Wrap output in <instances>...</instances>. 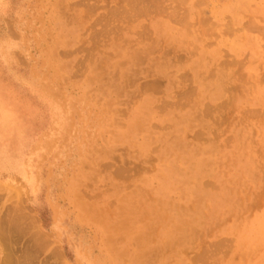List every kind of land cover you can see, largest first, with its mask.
<instances>
[{
	"label": "rangeland",
	"instance_id": "374dc122",
	"mask_svg": "<svg viewBox=\"0 0 264 264\" xmlns=\"http://www.w3.org/2000/svg\"><path fill=\"white\" fill-rule=\"evenodd\" d=\"M130 1L126 6L127 0H0V232L10 228L9 240L0 241V264L2 245L9 248L15 264L25 259L31 233L17 237L12 232L23 227L35 228L48 241L47 249L30 264H202L197 261L201 250L219 239L230 247L208 264H233L238 258L234 264H264V250H259L264 236L253 241L249 235L255 222L264 218V116H244L247 109L264 110L253 80L264 73V0ZM96 18L103 22L95 24ZM111 26L117 33L101 36L100 31ZM91 37L96 44L89 49ZM225 62L241 63L234 65L236 74L226 86L243 87L237 89L242 92L238 108H229L232 123L218 130L210 127L203 140L186 143L177 154L182 156L179 167L189 169L191 176L196 175L195 161L214 162L212 171L197 181L210 183L212 175H218V185L229 194L238 217L224 215L217 220L220 227L212 221L217 228L203 221L205 228H184L188 237L179 228L177 238L142 247L125 243L127 222L111 223L104 233L85 218L82 201L98 210L106 205L112 222L120 197L137 196L138 188H145L144 180L153 187L159 184V170L166 163L158 160L159 141L173 132L159 124L164 116L155 106L149 130L128 131L130 119L146 112L143 103L164 94L178 99L190 85L184 78L191 67L202 72L203 66L214 70ZM164 71L170 82L155 86ZM152 88L166 92L155 95ZM259 89H264V81ZM204 103L213 110L219 102ZM239 117L244 121L234 123ZM231 138L245 144L237 158L251 163L246 175L237 171L241 162L228 156L232 148L224 147ZM185 141H191L188 130ZM175 157L167 161L175 162ZM122 169L128 173L120 177ZM235 172H243L242 177L236 179ZM189 183L179 188L190 190ZM246 238L249 243L242 249L238 242ZM248 247L260 253L250 255ZM54 250L62 259L51 256Z\"/></svg>",
	"mask_w": 264,
	"mask_h": 264
},
{
	"label": "bare ground",
	"instance_id": "6f19581e",
	"mask_svg": "<svg viewBox=\"0 0 264 264\" xmlns=\"http://www.w3.org/2000/svg\"><path fill=\"white\" fill-rule=\"evenodd\" d=\"M119 1H122V0H119ZM124 1L125 0H123V2ZM134 1H136V0H133V2L132 1H130V2L134 3ZM141 1H143V0H141ZM130 2H129V4H130ZM147 2H148V0H147ZM127 3H128V0L125 4H127ZM148 3H150V1ZM136 4H137L136 6H138V3H136ZM126 6H129V5L127 4ZM131 7H132V5H131ZM131 7H129V8H131ZM123 8H122V10H121V8H119L121 10V12H123ZM127 9H128V7H127ZM112 10H110V11L112 12ZM115 10H117V9H115ZM125 11H127V10H125ZM133 11L134 10L130 11V13L137 12V11H134V12ZM155 11H157V10H155ZM107 12H109V11H107ZM145 13H146V11H145ZM126 14L128 15V13H126ZM142 14H143V12H142ZM119 15H116V16L118 17ZM123 15L121 17H124ZM127 15H125V17ZM102 16H103V14H102ZM102 16H101V18H102ZM125 17H124V19H125ZM127 17H126V19H127ZM97 18H96V20L100 19V17H99V19H97ZM107 19H111V18H107ZM96 20L94 22L95 24L103 22V21L100 22V20L97 22ZM104 20H106V19H104ZM102 25H104V24H102ZM106 26H107V24H106ZM248 29H250V28H248ZM253 29H254V26H253ZM253 29H250V30H253ZM256 29L257 28H255L254 31H256ZM114 30L115 29L113 26H111L109 29H105V30L103 29L102 31H100V32H102L101 36L106 37V36H109V33H115V32L117 33V31L116 30L114 31ZM257 30H259V29H257ZM97 33L99 34V31ZM92 35L94 37L98 36L95 33H93ZM94 37H91V39H90L92 45L90 47H88L89 49H91L96 44V42L93 41ZM88 45H90V44H88ZM233 61H235V60H233ZM237 63L238 62H225V63L221 64V66H218L219 68L217 67L214 70L209 69V67L203 66L202 69H205V70L202 72L199 70H194V68L191 67L192 69L190 68V74L188 75V78H184L185 81H186V79H188L187 82H190L189 83L190 85H188L187 90L185 89V91H182L180 93L178 99L174 100L173 97L168 96L169 94H164V96H160V97L156 96V98L154 99L155 102L154 101L153 102L155 104L157 102V105H153V102L152 103L150 102L151 103V105H150L149 101H148V103H147V101L143 103L142 108L145 107L146 112L144 110H141L142 112L144 111V113L141 112L142 115H141V113L138 112L140 114L139 116L134 115V117H132L130 119V121L127 125L128 131L135 132L136 130L138 131L139 128L141 129L144 127H146L149 130L152 127V125L149 123V121L154 119V116L151 117V119H150V116H152L154 114L152 110H153V108L156 107V112L161 114V116H164L163 119L159 120V124L161 126H164V124H165L166 126L164 128L167 130L170 128V130L173 132V135H170L169 131H168V133H167L168 137L162 139L163 141H161V140L159 141L162 145H161V150L159 152L158 160L161 162L166 161V163H164V165H162V167L159 170V176H158V182H157L159 184L157 186L153 187V186H151L150 182H148L147 180H144L143 182H141V184H143L145 186V188L142 190L138 188L139 192H137V196L135 195L132 197V194L131 195L129 194L130 195L129 198H128V195L124 196L125 198L120 197L119 198V200H120L119 204L118 205L116 204L117 205V209L115 211L116 215H115V218L112 222H110L108 217H106L107 212H109L106 205H102V207L99 208V210H98L94 207V206H96L95 204H92V206H89L87 203L82 201V203H81L82 211L88 212V217H87V215H85L84 216L85 218H87L89 221L91 220L93 223L98 225L100 228H103L104 233H107L108 231H110V227H112L111 223L116 224L117 221L120 222L121 220H122V222H124V221L127 222L128 227L123 229L124 230L123 231L124 232L123 239L125 240V243L127 241L128 246L135 245L137 247H142V246H146L152 242L164 244L165 243L164 241L168 242L172 239L177 238L175 236H177V231L180 230L179 228H183L182 230H184V232H187V231H185L186 229H184V228H205L202 225V221L207 222V224H205V223L204 224L208 225L209 223L211 224L212 221H214V220H216V223L215 222L214 223L217 224V220H219V222H220L221 217L223 218L224 215L225 216H232L235 214L234 216L238 217L237 214L235 213L233 207L230 205L229 194H227L226 190L223 187L218 185V183H219L218 179L220 180V177L218 175H216L214 173L212 175V179H211L212 181L210 183H209V181L208 182L197 181L198 177L204 176V174L205 173L207 174L208 171L209 172L212 171L214 162L206 161V159H203V158L201 160L199 159V160L195 161L194 162V167H195L194 169L196 170V175L191 176V174L189 173L190 172L189 169L188 170L187 169L182 170L181 167H179L178 160H180V158L182 156L180 155V153L177 154V152L180 148H185L189 144H192L193 140H200V139L203 140L204 139L203 136H205V134H207V131L208 130L211 131L210 127L213 126L214 129L216 128L215 130H218L221 126H223L222 125L223 123H228V124L232 123L230 121L228 122L229 115H230L229 108L231 109V111L232 110L234 111L238 108V105H239L238 99L240 96H242L241 95L242 92L239 93L237 89L238 88L243 89V87L241 84H240L241 86L240 85L239 86L238 85H236V86L231 85L229 87H226V86L229 85V81L234 79V74H236V73L234 72L235 69H233V68H234V65H237ZM240 65H241V63H239V65H237V66H240ZM237 75H239V74H237ZM183 77H185V76L183 75ZM239 77H240V75H239ZM255 77L256 78H254L253 80L255 83L257 97H260L262 99V101H264V89H259V86L264 81V73L261 74L260 78H257V76H255ZM159 78H160V80L158 79V80L154 81L153 84L155 86L157 83L160 84L162 81H165V82L169 81L170 82V77L167 76L166 71L162 72ZM180 81H183V79L182 80L180 79ZM212 83L214 85L213 86L214 89L211 88ZM248 87H250V85ZM155 89L156 88L150 89V91H152V94L156 95L157 93L166 92L165 90H163V88H160L159 91L155 90ZM152 94H151V96H152ZM207 99H209L210 102H219V103L216 106H214L213 110H211V108L208 107V105H206V103H204V101ZM187 108H189V109H187ZM185 109H187V110L183 112V110H185ZM255 110L254 109L253 110L247 109V111L244 112V116L260 117V118H262L264 116V110H262L261 112H257V111H259V109L256 111ZM212 111H215V114H216L213 118L211 116ZM242 111H244V110H242ZM210 118H212L213 121H212V119H211V121L208 120ZM208 121L211 122V125L208 124ZM236 121H238L239 123H242L244 121V119H243V117H239L237 120L234 121V123ZM263 122H264V120L261 123H263ZM191 124H195V125H191ZM195 127L197 129L192 130V128H195ZM187 130L189 132H191V141L190 142L185 141V136H186ZM263 135H264V133H263ZM241 142H243V141L241 140ZM186 143L188 145H186ZM144 147H146L144 149V150H146L147 145H144ZM224 147L232 148V151L228 154V156L230 155L229 156L230 159H236V160H239L241 162L242 167L239 168L237 171H241V169H242L243 171H245L244 175H246L247 172L250 171L251 163H249L248 161H245L243 158H237L240 156V153L244 149L245 144L244 145L239 144L237 142L236 138L235 139L231 138V139L226 140V142L224 143ZM152 151H154L153 148H152ZM174 152H175V154H174ZM172 155H176L175 160H174L175 162H173V161L168 162L167 161L168 157L172 156ZM118 172L119 171L112 172L113 176L116 177L118 175L120 177H123V174L128 173V170H127V172H126V170L124 172V169H122L120 171L121 173L119 172L120 175L117 174ZM235 173H238V172H235ZM242 173H238V175L236 174L237 176H235V178L237 179L240 176L242 177V175H243ZM115 174H117V175H115ZM239 174H240V176H239ZM233 177H234V175H233ZM189 178L191 179L190 181H192V183H189V182L188 183L192 184V187L190 188V190H187V191H185V189L182 188V190H183L182 191L179 187L180 186L182 187V185H184V184H188L187 181ZM175 192L179 193V195L176 196L177 193H175ZM168 193L173 194L174 197L173 198L169 197ZM76 195H77V193H76ZM85 195L86 194H84V196ZM78 196H79V198L83 197V195L81 196V194H78ZM180 198L183 201L181 203L177 202ZM146 200H150V202H149L150 206L153 205L152 209L149 207ZM102 204H105V203H102ZM91 207H93V208H91ZM147 207H149V208H147ZM230 209H233L232 212L230 211ZM97 210H98V212H97ZM13 212L15 213V212H17V210H15ZM101 216H103V218H101ZM222 222H223V220H222ZM220 224H222V223H220ZM217 225H218V227L222 226V225L219 226V224H217ZM210 226H211V228L212 227L217 228L214 224H213V226H212V224ZM239 227H242V226H238V228ZM128 228H133V229L138 228V229L135 230L136 233H134V231H131V232L128 231ZM156 228H162V229H161V231H159ZM236 228H237V226H236ZM252 228H254V229L250 232L249 235L251 236V238L255 239L253 241H256L257 239L259 240V236H264V218L258 219L255 222V224L252 226ZM14 229H15V231H13ZM32 229L29 230L28 228H24V227L23 228H12V232H15L14 234H16L17 237L23 236L26 232L31 233V237H30L31 244L30 245L28 244L27 247H25V249L23 251L25 259H23L21 262L16 261L18 264H30V262L32 261V257L34 258L38 252L43 251L44 249L46 250L48 247V241L44 238V236L38 230H35V228L33 229L34 231L31 232ZM9 230H10V228H7V229H4V231H2V233L0 232L2 234V236H0V241H1V239L3 241L5 240V242H7V240H9V238H10ZM184 232L182 233V231H181L180 235L183 234L182 235L183 237H186V235L188 237V235H189L188 232H187V234ZM184 234H186V235L184 236ZM178 239H180V237ZM223 240L224 239H219L216 243L211 242V243H213V245H211V244H210V246L207 245V248H204L203 250H201L202 252L199 255V257L197 256L198 257L197 261L200 263L204 262L207 264L211 260L214 261L213 258L216 256V254L221 252L224 249H227V247L229 246L228 245L226 247L225 243L227 241L224 240L225 242H223ZM249 240H247V238H246L244 240L239 241L238 244H239V246L242 245V249H244L243 247L246 246L245 242L249 243ZM263 243H264V241H263ZM5 244H7V243H5ZM32 244H34V246H32ZM238 244L236 243L235 249L238 247ZM253 244H251L250 246L252 247ZM2 246H4L2 248H3V250L5 249V252L4 251L2 252V254L4 253V258L2 259L3 262L1 264H15V262L13 261L14 259L10 256V253L8 251L9 248L8 247L6 248V245H2ZM125 246H127V245H125ZM261 246L262 247H260V248H263V249H259V250L260 251L262 250V252H263L264 244ZM251 247H248V251H249V249H251ZM255 247H256V250H258L259 246H258V248H257V246H255ZM201 249H202V247H201ZM251 250L252 251H249L248 253H250V252L256 253L257 252L255 250L253 252V249H251ZM241 251L239 249V252H241ZM251 253H250V255H251ZM255 253H254V255H255ZM258 253H260V252L258 251L257 254ZM51 256L57 260L62 259L58 250H54V252L52 251ZM237 258H235L234 260H236ZM242 258H243V256H242ZM194 260H196V259H194ZM151 261H152V259H150V261L148 259H144L145 263H148ZM236 261H239V258ZM0 262H1V260H0ZM235 262H233V264ZM204 263H202V264H204ZM263 263H264V261H263ZM237 264H239V263H237Z\"/></svg>",
	"mask_w": 264,
	"mask_h": 264
}]
</instances>
